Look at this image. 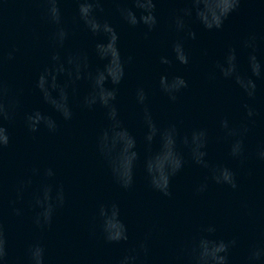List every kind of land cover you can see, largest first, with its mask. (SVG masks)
<instances>
[{
  "label": "water",
  "instance_id": "1",
  "mask_svg": "<svg viewBox=\"0 0 264 264\" xmlns=\"http://www.w3.org/2000/svg\"><path fill=\"white\" fill-rule=\"evenodd\" d=\"M186 3L157 0L159 24L147 37L143 25L128 26L118 10L106 17L119 33L122 55L133 57L119 86V126L106 119L99 104L94 111L80 106L88 91L87 82L80 81L70 93L72 120L58 118L54 134L44 128L36 134L28 131L26 113L34 108L52 111L34 86L50 55L7 88L5 102L19 101L13 119L3 121L10 142L0 149V227L6 241L7 264H30L28 249L35 244L44 249V264H120L128 254L137 256L136 264H195L193 249L201 237L209 235V225L216 227L213 238L237 240L230 250V264H248L250 250L264 247V161L256 157L257 150L264 147V80L257 81V97L249 100L232 82L210 78L227 47L238 46L250 35L256 36L257 55L264 60V6L257 0H242L221 31L209 32L193 22L197 39L186 41L190 64L173 61L171 67L160 65L159 56L171 58L172 43L183 35L173 30L172 18ZM128 6L132 7L130 1ZM133 11L140 15V10ZM105 39L104 34L92 37L85 31L68 42L65 51H89L92 67H99L92 48L96 40ZM238 52L241 69L246 70L247 51ZM109 69L118 74L119 63L113 59ZM172 74L189 81V88L175 104L169 103L158 87L160 75ZM137 85L149 90V107L158 129L150 142L146 138L148 123L133 98ZM245 104L253 106L259 115L247 120ZM224 116L233 125L246 124L249 129L243 162L229 156V140L219 128ZM173 124L181 136L196 128L208 129L209 168H232L237 175L236 190L212 181L210 170L195 165L189 150L179 141L175 153L182 157L184 168L171 178V196L152 188L150 171L157 173L163 184L175 166L165 136ZM121 129L126 137L117 135ZM105 131L109 140L102 150ZM129 167L133 182L125 189L121 177ZM48 168L53 169L54 176L45 175ZM206 178L207 190L197 193L196 188ZM45 187L51 189L48 203L53 206L52 218L45 224L41 217L37 225L35 217L43 209L36 198L43 200ZM61 193L62 204L58 199ZM113 205L119 210V218H112L110 227L119 231L122 221L128 229L127 242L105 238V221L111 217ZM141 243L146 244L147 253L140 248Z\"/></svg>",
  "mask_w": 264,
  "mask_h": 264
},
{
  "label": "clouds",
  "instance_id": "2",
  "mask_svg": "<svg viewBox=\"0 0 264 264\" xmlns=\"http://www.w3.org/2000/svg\"><path fill=\"white\" fill-rule=\"evenodd\" d=\"M132 7L128 6L127 0H113L119 16L124 23L130 27L143 25L146 29L144 35L147 37L158 27L159 21L156 14L157 0H130ZM264 6V0H257ZM64 0H42L43 7L46 9L45 19L54 26L52 33L53 52L49 57L48 64L38 73L35 79V89L40 93L43 102L51 108V112H46L40 108H34L25 114L24 122L28 131L32 134L39 133L42 128L49 133H56L59 127L58 118L63 121H70L74 112L70 103V93H74L78 82L86 81L88 91L81 98L80 106L89 111H94L97 104L105 110L107 120L119 126L118 95L119 86L125 80L127 75V65L133 62L132 56L122 55L119 47V33L114 25L106 18H102L98 13L104 10L105 0H74L77 11L74 16V22L83 27L92 37H98L104 34L105 40H96L92 48V56L99 62V67H92L89 51L84 53H75L65 51L67 41L72 37L73 32L65 25L62 4ZM242 0H187L181 13L172 18V28L176 33L183 35L175 40L171 45V58L169 55H161L158 58L160 65L171 67L173 61L181 65L190 64V54L186 48V41L197 39V33L191 27L192 23H198L209 32L221 31L225 21L229 16L237 11L241 6ZM133 8L140 10L137 16ZM259 44L255 35L244 38L238 46H229L223 53L220 60L216 62V71L211 74V79L221 78L232 82L239 91L249 100H255L258 94L257 81L264 80V60L258 57ZM238 49L247 51L246 70L241 69V60ZM17 49L13 48L7 53V59L13 60ZM206 54V53H205ZM113 59L119 63L120 71L113 74L109 65ZM111 84V87L106 85ZM160 92L167 98L168 102L175 104L182 92L189 88V81L178 74L160 75L158 80ZM7 89L0 82V149L8 146L10 135L3 121L11 120L14 117V110L19 101L13 100L10 104L6 103L4 96ZM133 98L139 106L148 123L149 134L147 140L150 142L158 129L152 120L149 107V90L143 85H137L133 90ZM246 119L252 120L258 116L257 110L245 104ZM55 113V115H53ZM219 128L223 137L229 140V156L233 159L243 162L245 153V136L249 129L246 124L239 126L233 125L227 116L219 120ZM121 138L126 137L127 133L121 129L117 133ZM166 140L171 145L175 156V166L168 173V179L161 184L157 179L158 174L149 172V182L153 189L162 193L164 196H171L170 182L171 178L179 174L184 168L182 157L175 153L177 142H182L189 150L192 162L202 168L209 169L211 180L216 184L227 185L231 189L238 188L237 175L232 168L225 165H218L209 168L207 163L209 132L207 128H196L183 136L179 133L176 126L169 125L165 132ZM109 140L108 132L105 131L102 136V150L107 147ZM131 143V141H129ZM256 157L264 161V147H260L256 152ZM36 171L35 169L33 170ZM46 176H54L52 168H48ZM122 186L127 189L133 182L130 167L122 177ZM30 183V181H29ZM208 188L207 178L197 188V193H202ZM51 189L44 188L43 200L36 198V204L43 211L35 217V223L41 224L51 222L53 206L48 203ZM59 202L63 203L62 193L58 197ZM16 214L20 210L16 209ZM119 218V210L116 205L112 206V214L105 221V238L109 242H127L129 234L127 226L121 221L122 227L119 231H113L110 227L112 218ZM208 236L201 237L196 244L194 251L195 264H230V250L236 246L237 240H225L222 238H213L216 232L214 225H209L206 229ZM140 248L147 253L146 244L141 243ZM135 252V249L132 250ZM30 264H44V249L39 244L31 245L28 249ZM137 256L128 254L123 257L120 264H136ZM248 264H264V247L257 246L250 250L247 257ZM0 264H7V251L4 232L0 227Z\"/></svg>",
  "mask_w": 264,
  "mask_h": 264
}]
</instances>
